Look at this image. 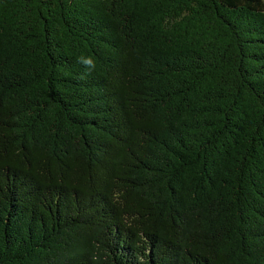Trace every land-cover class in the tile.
Masks as SVG:
<instances>
[{
    "label": "trees",
    "instance_id": "16d2710c",
    "mask_svg": "<svg viewBox=\"0 0 264 264\" xmlns=\"http://www.w3.org/2000/svg\"><path fill=\"white\" fill-rule=\"evenodd\" d=\"M0 264H264V0H0Z\"/></svg>",
    "mask_w": 264,
    "mask_h": 264
},
{
    "label": "clouds",
    "instance_id": "9594fccd",
    "mask_svg": "<svg viewBox=\"0 0 264 264\" xmlns=\"http://www.w3.org/2000/svg\"><path fill=\"white\" fill-rule=\"evenodd\" d=\"M83 63H85L87 66L91 67V68H95V63L91 58H88L84 61H82Z\"/></svg>",
    "mask_w": 264,
    "mask_h": 264
}]
</instances>
